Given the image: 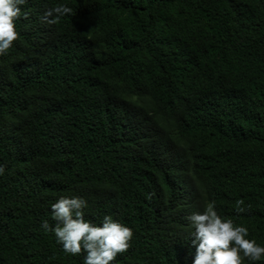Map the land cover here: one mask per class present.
<instances>
[{
  "label": "trees",
  "instance_id": "16d2710c",
  "mask_svg": "<svg viewBox=\"0 0 264 264\" xmlns=\"http://www.w3.org/2000/svg\"><path fill=\"white\" fill-rule=\"evenodd\" d=\"M21 9L0 55V264H84L41 227L61 196L133 230L112 264H193L187 217L210 202L264 246V0Z\"/></svg>",
  "mask_w": 264,
  "mask_h": 264
},
{
  "label": "clouds",
  "instance_id": "9594fccd",
  "mask_svg": "<svg viewBox=\"0 0 264 264\" xmlns=\"http://www.w3.org/2000/svg\"><path fill=\"white\" fill-rule=\"evenodd\" d=\"M27 0H0V55L6 54L19 37L16 21L21 18V6ZM73 9L65 4L48 8L41 22L55 25ZM27 13L23 16L26 19ZM5 165L0 164V175ZM244 200H237L235 210L244 213ZM87 201L81 197L61 196L51 205L55 225L44 220L41 227L54 232L63 250L71 255L84 256V264H112L118 254L125 253L133 237V230L111 215L95 224L85 218ZM251 205H248L250 208ZM187 219L194 228L192 244L195 246L193 264H243L245 258L259 261L264 256V246L247 238L249 229L237 225L231 218L221 216L214 202L207 203L202 212H194Z\"/></svg>",
  "mask_w": 264,
  "mask_h": 264
}]
</instances>
